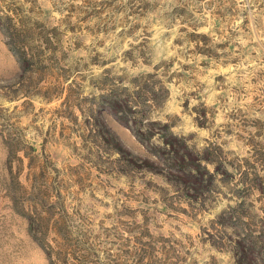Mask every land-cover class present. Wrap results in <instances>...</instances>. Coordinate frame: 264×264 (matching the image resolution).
Listing matches in <instances>:
<instances>
[{"label": "rangeland", "instance_id": "rangeland-1", "mask_svg": "<svg viewBox=\"0 0 264 264\" xmlns=\"http://www.w3.org/2000/svg\"><path fill=\"white\" fill-rule=\"evenodd\" d=\"M0 264H264V0H0Z\"/></svg>", "mask_w": 264, "mask_h": 264}]
</instances>
